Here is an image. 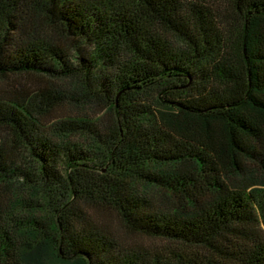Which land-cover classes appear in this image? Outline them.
<instances>
[{
  "label": "trees",
  "instance_id": "trees-1",
  "mask_svg": "<svg viewBox=\"0 0 264 264\" xmlns=\"http://www.w3.org/2000/svg\"><path fill=\"white\" fill-rule=\"evenodd\" d=\"M0 264H264V0H0Z\"/></svg>",
  "mask_w": 264,
  "mask_h": 264
},
{
  "label": "rangeland",
  "instance_id": "rangeland-1",
  "mask_svg": "<svg viewBox=\"0 0 264 264\" xmlns=\"http://www.w3.org/2000/svg\"><path fill=\"white\" fill-rule=\"evenodd\" d=\"M62 108H63V110L69 111V110L67 109V107H62ZM87 111H89V110H87Z\"/></svg>",
  "mask_w": 264,
  "mask_h": 264
}]
</instances>
